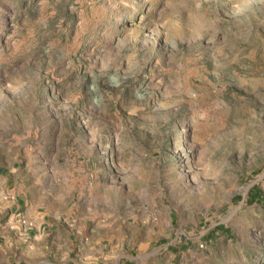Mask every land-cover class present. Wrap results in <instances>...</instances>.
Instances as JSON below:
<instances>
[{
	"label": "rangeland",
	"instance_id": "obj_1",
	"mask_svg": "<svg viewBox=\"0 0 264 264\" xmlns=\"http://www.w3.org/2000/svg\"><path fill=\"white\" fill-rule=\"evenodd\" d=\"M0 167V264H264V0H0Z\"/></svg>",
	"mask_w": 264,
	"mask_h": 264
},
{
	"label": "crops",
	"instance_id": "obj_2",
	"mask_svg": "<svg viewBox=\"0 0 264 264\" xmlns=\"http://www.w3.org/2000/svg\"><path fill=\"white\" fill-rule=\"evenodd\" d=\"M6 172H10L7 167H0V173H3L4 176L6 174V176L3 178V182L5 183L6 188L3 190L4 198L0 205V220L3 222L0 224V243H4L7 249H9V254H4L8 259L13 257L11 253L13 251V253L15 252L17 255L21 253V255L24 254L34 260L36 256L41 255L44 248L56 246L55 243L58 242V238L54 233L56 229H48V231H45L43 224L47 226L48 221H46L42 216L44 214L37 213L36 210H32L30 206L26 207L28 203V200L26 198V189H19V187L16 188L15 186L10 187L11 184L8 183L10 181V177ZM7 183L8 185H6ZM14 213H23L24 215L36 217L38 219L37 228L31 230L29 229L30 231L21 233L20 230L15 231V225L9 227L6 223L4 224L6 216L12 215ZM41 226L43 227L42 229ZM64 242L66 243V241ZM67 242L70 244H72L73 242L70 235H68L67 237ZM83 252L84 248L82 247L81 249H79V258L75 260L71 257H67L63 259V262L61 264H115L118 257L121 256L114 254L113 251L111 252L106 250L100 252L96 257L88 256L86 258H83ZM46 257H49V255H47ZM51 259L54 260L53 257H51ZM94 260L95 262H93ZM39 263L55 264L53 262H50L49 260H39Z\"/></svg>",
	"mask_w": 264,
	"mask_h": 264
},
{
	"label": "built area",
	"instance_id": "obj_3",
	"mask_svg": "<svg viewBox=\"0 0 264 264\" xmlns=\"http://www.w3.org/2000/svg\"><path fill=\"white\" fill-rule=\"evenodd\" d=\"M17 221L21 226L27 227L29 229H32L34 226V222L32 220L25 218L24 216L18 217Z\"/></svg>",
	"mask_w": 264,
	"mask_h": 264
},
{
	"label": "trees",
	"instance_id": "obj_4",
	"mask_svg": "<svg viewBox=\"0 0 264 264\" xmlns=\"http://www.w3.org/2000/svg\"><path fill=\"white\" fill-rule=\"evenodd\" d=\"M255 196L256 195H253L252 198L250 199V201L256 199L257 197H255Z\"/></svg>",
	"mask_w": 264,
	"mask_h": 264
}]
</instances>
